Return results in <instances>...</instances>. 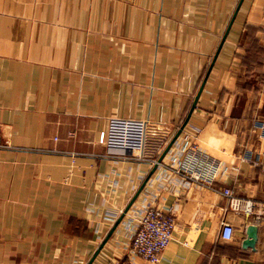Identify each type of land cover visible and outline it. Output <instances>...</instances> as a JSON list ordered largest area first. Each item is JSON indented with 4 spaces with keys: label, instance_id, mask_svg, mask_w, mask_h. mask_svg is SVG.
<instances>
[{
    "label": "crops",
    "instance_id": "0c3cea01",
    "mask_svg": "<svg viewBox=\"0 0 264 264\" xmlns=\"http://www.w3.org/2000/svg\"><path fill=\"white\" fill-rule=\"evenodd\" d=\"M263 17L264 0H0V264H148L129 234L150 205L174 220L156 264H264V219L223 192L264 207ZM111 116L147 120L140 156L98 142ZM193 144L211 182L176 171Z\"/></svg>",
    "mask_w": 264,
    "mask_h": 264
},
{
    "label": "built area",
    "instance_id": "2783aa9c",
    "mask_svg": "<svg viewBox=\"0 0 264 264\" xmlns=\"http://www.w3.org/2000/svg\"><path fill=\"white\" fill-rule=\"evenodd\" d=\"M262 26L264 29V17ZM254 125L260 136L264 137V119L256 120ZM146 129V119L111 116L106 127L100 130L97 140L106 146L127 149L140 156L145 143ZM195 148V144L183 146L185 155L176 171L185 170L193 179L211 182L219 170V162L206 153L196 152ZM223 192L229 197V206L234 212L254 214L256 221L264 219V207L255 208L254 201L236 196L228 187L224 188ZM168 210L170 209L167 208L166 212L161 207L150 205L135 218L129 234L130 254L148 264H156L159 261L162 250L171 239L174 227L173 216ZM233 234V225L223 221L220 237L230 240Z\"/></svg>",
    "mask_w": 264,
    "mask_h": 264
},
{
    "label": "water",
    "instance_id": "95a60500",
    "mask_svg": "<svg viewBox=\"0 0 264 264\" xmlns=\"http://www.w3.org/2000/svg\"><path fill=\"white\" fill-rule=\"evenodd\" d=\"M203 86V84H202ZM202 86H201V89H202ZM201 89L199 90V92L201 91ZM198 92V93H199ZM194 105L195 103L193 104L192 106V109L194 108ZM191 109V110H192ZM186 120H184L182 122V124L180 125V127L178 128V130L176 131V133L174 134V136L172 137V139L170 140L169 144H168V147L169 145L172 143V141L176 138V136L178 135V133L180 132L181 128L183 127L184 123H185ZM147 178L142 182V184L139 186V188L136 190L135 194L133 195L130 203L132 202V200L137 196L138 192L140 191V189L142 188V186L144 185V183L146 182ZM129 203V204H130ZM128 204V205H129ZM128 207V206H127ZM127 207L125 208V210L127 209ZM120 219V218H119ZM118 219V220H119ZM118 220L115 222V224L113 225L112 229L116 226ZM111 229V230H112ZM110 234V232H109ZM108 234V235H109ZM108 235L104 238V240L101 242L100 246L96 249L94 255L96 254V252L99 250V248L102 246V244L104 243L105 239H107ZM258 238V225L256 223H249L247 224V227H246V237L242 240V246L243 247H252L254 248L255 247V243H256V240ZM91 261V260H90ZM90 261L88 262V264L90 263Z\"/></svg>",
    "mask_w": 264,
    "mask_h": 264
}]
</instances>
